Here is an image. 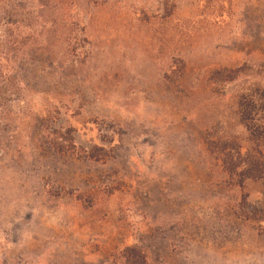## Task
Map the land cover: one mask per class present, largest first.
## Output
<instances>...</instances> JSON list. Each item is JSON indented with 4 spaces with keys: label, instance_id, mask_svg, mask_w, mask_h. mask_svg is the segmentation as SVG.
I'll list each match as a JSON object with an SVG mask.
<instances>
[{
    "label": "rangeland",
    "instance_id": "rangeland-1",
    "mask_svg": "<svg viewBox=\"0 0 264 264\" xmlns=\"http://www.w3.org/2000/svg\"><path fill=\"white\" fill-rule=\"evenodd\" d=\"M259 89L264 0H0V264H264Z\"/></svg>",
    "mask_w": 264,
    "mask_h": 264
},
{
    "label": "trees",
    "instance_id": "trees-1",
    "mask_svg": "<svg viewBox=\"0 0 264 264\" xmlns=\"http://www.w3.org/2000/svg\"><path fill=\"white\" fill-rule=\"evenodd\" d=\"M239 109L240 121L249 134L252 148L245 155L239 150L236 159L235 155H228L229 172L240 177L241 183L264 180V90L242 96ZM123 255L125 264H149L146 254L138 247L127 248Z\"/></svg>",
    "mask_w": 264,
    "mask_h": 264
}]
</instances>
